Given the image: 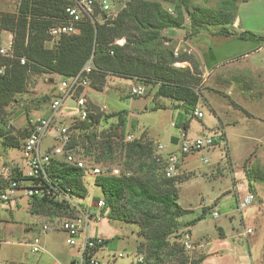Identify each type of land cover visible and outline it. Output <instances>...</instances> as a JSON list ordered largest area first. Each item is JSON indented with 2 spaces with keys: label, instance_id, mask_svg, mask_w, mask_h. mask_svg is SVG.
Segmentation results:
<instances>
[{
  "label": "rangeland",
  "instance_id": "obj_1",
  "mask_svg": "<svg viewBox=\"0 0 264 264\" xmlns=\"http://www.w3.org/2000/svg\"><path fill=\"white\" fill-rule=\"evenodd\" d=\"M127 0H112L108 15L114 17L124 6ZM170 13L175 14L173 5L180 0H154ZM188 9L195 13L199 33L188 36L194 29L191 21L184 13V19L179 28L163 29L162 41L158 49H169L178 55H186L198 64L200 57L208 55V47H212L217 62H228L233 54H237L250 46L253 40L244 44L235 36L210 37L205 31L216 29L221 25L207 24L210 15L225 12L234 13L233 19L224 26L231 32L238 33L250 30L257 35L264 36V0H187ZM19 0H0V12L14 13ZM99 23L103 20L99 18ZM229 30V31H230ZM13 34L0 29V46H5ZM118 39H123L117 38ZM55 40H45L44 46L51 47ZM124 43V42H123ZM152 46V44H151ZM190 49L189 54L183 51ZM148 49H151L147 47ZM211 53V54H213ZM209 54V55H211ZM208 55V58L210 59ZM235 58L232 64L235 67H258L252 73L261 72L264 78V47L257 53H251L249 58ZM174 67H192L189 61H179ZM189 65V66H188ZM199 65V64H198ZM259 74V73H256ZM255 74V75H256ZM200 77V99L197 109L203 117H190L182 113V109H175L180 104L164 98L154 96L156 84H150L136 77L122 78L107 74L102 90L93 88L90 84L83 89V96L88 105L97 107L103 114L121 111L118 116L102 118L99 123L84 128L78 127L77 115L79 109L75 104L77 95L64 100L58 109L56 121H62L70 126L72 135L81 138L84 144L89 143L91 152L89 157H97L98 146L103 140L111 143V159L100 160L104 165L127 169L134 176L147 177L152 173L148 157L127 156L125 141L139 139L166 147L171 136H179L181 123L189 120V137L202 136L223 138V142L209 150L196 151L187 154L177 168V202L183 207L191 209L190 212L176 219V231L188 228V221L202 214L206 207L204 217L193 226H189L192 238L205 237V240H194V248L190 252H183L180 245L176 252L166 248L161 259L150 258L141 264H190L192 260L208 256L203 264H262V248L264 246V82L260 80L255 90L260 96L249 97L245 95L244 101L238 95L237 84L239 79H230L234 89L233 95H227V89L216 91L215 84ZM258 77V76H257ZM259 78V77H258ZM62 79L59 73L45 70L40 73H29L26 89L14 96L5 107V122L11 135L16 136L27 124V118H35L47 114L51 97L55 94V87ZM203 80H205L203 82ZM237 83V84H236ZM134 85H143L145 94L133 96L129 89ZM212 87V88H210ZM232 90V89H231ZM238 102L248 111L232 105ZM156 106L164 107L153 109ZM235 107V108H234ZM238 108V109H237ZM178 113H182L177 116ZM177 116V117H176ZM117 120L119 124L117 123ZM181 122V123H179ZM222 124V125H221ZM7 126V125H6ZM223 126V128H222ZM120 129L121 138L113 133ZM108 133H110L108 135ZM113 134V135H112ZM89 135V136H88ZM94 136V138L92 136ZM108 135V137H106ZM131 137H128L130 136ZM17 139L19 136H16ZM88 137V138H87ZM20 143V139H18ZM44 145L52 143L51 137H46ZM201 157L207 159L203 162ZM20 165L26 168L25 153L20 146L4 147L0 141V176L8 175L12 166ZM156 176L158 175L155 173ZM88 195L79 199L82 203H90L92 199L100 196L99 189L91 185V177H85ZM251 193L253 199L248 206L239 208L242 198ZM30 199L22 193L10 202L0 201V262L3 264H69L78 259L80 251L76 246L65 243V233L60 229L55 218H50V209L45 207L33 208ZM95 210V209H94ZM213 211L218 216L211 214ZM49 223L51 229L42 231V224ZM221 228H220V227ZM91 232L107 240V244L99 252L97 258L101 264H136V253L144 255L146 252V237L138 223L123 222L109 219L100 215L99 220L90 224ZM223 228V230H222ZM250 229L247 232V229ZM224 232L226 238H223ZM37 237L44 251L32 252L30 242ZM200 238V237H199ZM174 236L169 237L172 243ZM200 245V247H199ZM140 246V250L138 248ZM217 247H221L219 250ZM141 251V252H140ZM111 252H122V257L109 260ZM209 253V254H207ZM109 254V255H108ZM141 256V255H140Z\"/></svg>",
  "mask_w": 264,
  "mask_h": 264
},
{
  "label": "trees",
  "instance_id": "obj_2",
  "mask_svg": "<svg viewBox=\"0 0 264 264\" xmlns=\"http://www.w3.org/2000/svg\"><path fill=\"white\" fill-rule=\"evenodd\" d=\"M186 1L180 0L179 4L173 5L175 12L173 14L168 12L158 1L127 0L114 17L103 20L102 23H92L87 18H82L76 23L77 31L75 33L61 34L55 39V44L48 48L44 46L45 40L49 39L48 29L51 25L63 20L66 0H19L14 13L0 12V29L13 34L12 56L0 55V141L2 146L21 147L22 140L31 130L32 125L28 117L25 127L21 131H17L16 136H19V143L17 137L11 135L7 130L9 125L5 122L4 114L5 107L13 101L14 96L26 89L29 73L53 70L59 73L62 78H67L76 74L89 59L95 67L89 74V84L93 88L102 90L107 74L122 78L136 77L143 82L158 86L154 96L170 99L180 104L175 109H182V113L196 117L193 111L197 107L201 94L198 65L186 58V55L175 57L172 50L158 49L157 47L162 41V30L179 28L185 12H187L194 28L188 36L198 34L203 28L202 26H205L196 28L199 24L196 22L195 13L188 9ZM223 10L225 12L218 13V15L217 13L212 14L210 15L212 19L205 21L207 24L221 25L214 34L235 36L238 39H251L256 43V47L264 45V36L257 35L250 30H242L238 33L229 31L224 24H229L232 21L234 13L230 15L228 7ZM102 14L105 16V13ZM121 37L124 38L122 45L114 43L115 39ZM21 59L24 60L23 63H21ZM176 60L189 61L192 67H174L172 64ZM53 98L54 95L50 99V104ZM50 104L47 114L50 112ZM89 106L94 109V112L78 122L79 128L86 129L96 125L102 118L114 116H118V120L122 118L121 111L103 114L97 107ZM157 108L164 107L154 104L153 109ZM182 113H178L177 116ZM43 115L46 114L40 116ZM188 126L189 120L185 119L180 125L179 134L180 132L188 134ZM68 127L70 134L68 147L73 153L82 156L87 164H98L106 169L118 168L104 165V162L100 161L103 158H112L109 140L101 141L97 157L90 158V144H84L81 138L72 135L71 128ZM113 134L121 138L120 129L116 128ZM92 137L94 138V136ZM175 137H171L172 141L178 142L179 136ZM218 138L219 140L223 139L222 136ZM123 146L125 154L129 157H148L152 173L147 177H138L127 169L118 168V174L107 172L91 177L90 184L96 186L100 191V196L97 198L104 201L100 215L112 220L135 222L141 226L146 237L147 250L144 251V255L136 253L142 257L141 262L136 261V264H141L144 260L147 263L150 258L160 260L161 253L166 248L176 252V248L180 245L183 252H187L182 244L183 236L188 233L192 240L189 226L204 217L206 207L202 209L201 215L188 221V228L177 232L176 219L190 212L191 209L183 208L177 202L176 175L165 176L166 161L163 157H158L157 160L155 144L133 139L125 141ZM171 152L178 155L177 150ZM178 157L177 168H180L183 156ZM203 159L201 157L202 161ZM50 172L52 182L55 183L57 190L66 193L85 208L86 205L79 200L88 195L85 178L82 177L83 169L63 161H53ZM155 173L158 175L156 176ZM9 178H22L18 165L12 166L7 176H0V189L5 186ZM31 206L50 209L49 218L69 216V211H71L67 203L46 198H31ZM172 235L174 239L170 244L169 237ZM106 244L107 240L104 239L103 245ZM138 248L141 249L140 246ZM262 258L264 261V246ZM201 260L200 258L192 260L190 264H199Z\"/></svg>",
  "mask_w": 264,
  "mask_h": 264
},
{
  "label": "built area",
  "instance_id": "obj_3",
  "mask_svg": "<svg viewBox=\"0 0 264 264\" xmlns=\"http://www.w3.org/2000/svg\"><path fill=\"white\" fill-rule=\"evenodd\" d=\"M111 4L112 0H66L64 18L49 27L48 40H55L64 33H75L77 31L76 23L82 18H87L92 23L99 22V18L101 20L109 19L110 15H108V12ZM102 13H105V16ZM123 42V39H118L114 43L122 45ZM12 54L11 40L5 46H0V55L12 56ZM174 54L176 55V52ZM23 62L24 60L21 59V63ZM179 64L180 62L177 60L173 62L174 66ZM93 68L95 67L89 59L76 74L62 78L55 87L54 98L50 104V112L43 116L30 118L29 121L32 127L29 134L22 140L21 146L26 157V168L23 169L18 165L22 178L7 179L5 186L0 189V201L4 203L10 202L17 198L19 193H22L30 200L37 197L68 204V208L71 210H68L69 216H53V218L57 220L60 229L65 233V243L76 246L80 251L79 258L70 264H101L96 252L104 248V238L91 232L90 224L99 220L104 201L101 198L92 199L90 203H84L86 205L84 208L66 193L57 190L55 183L52 182L50 172L53 161H63L83 169V178L87 175L95 177L107 172L112 174L119 173L118 168L106 169L98 164H87L82 156L73 153L68 147L70 140L68 125L62 121H56L59 107H61L66 98L72 95H77L75 104L79 109L77 117L80 121L84 120L88 114L94 112V109L88 105L83 96V89L89 85V74ZM129 94L142 96L145 94L144 87L134 85L129 89ZM193 114L198 118L203 116L197 107L194 109ZM46 137H51L52 143L44 145L43 141ZM128 137H131V135ZM178 139V155L171 151H166L165 147L160 143L156 145L155 155L157 160L158 157H163L166 161L164 172L167 177L174 176L178 172V156H183L184 158L191 152L209 150L217 145V138L206 134L189 137L187 133L180 132ZM218 141L222 143L223 139ZM203 161L206 162V159L204 158ZM252 199L253 195L251 193L245 195L239 202V208L242 209L248 206ZM217 214L216 211L212 212L213 216H217ZM41 229L44 232L49 231L51 225L44 223ZM249 231L250 229L248 228L247 232ZM1 241L2 237L0 235V243ZM182 244L187 252L192 251L194 248L188 233L183 236ZM30 245V250L34 253L41 250L44 251L37 237L30 242ZM122 255V252H111L109 260H115L122 257ZM141 260L142 257L136 255V261L141 262ZM0 264L3 263L0 262Z\"/></svg>",
  "mask_w": 264,
  "mask_h": 264
},
{
  "label": "crops",
  "instance_id": "obj_4",
  "mask_svg": "<svg viewBox=\"0 0 264 264\" xmlns=\"http://www.w3.org/2000/svg\"><path fill=\"white\" fill-rule=\"evenodd\" d=\"M218 29H219V27L216 28V29L209 28L205 32L210 37H215V36H220L221 37L222 35L214 34ZM228 30H230V29L228 28ZM230 31H232V30H230ZM239 40H241V42L246 44V42L250 41L251 39H239ZM207 47H208V50H209V51H207V53L210 52V53H208V55L213 53L212 51L214 49L212 50V47L210 45L207 46ZM263 47H264V45L256 47V43L253 41V43L250 44V46L244 48L243 50H241L237 54H233V55L238 56V58H249V57H251V53H257ZM183 49H184L183 51L187 52L188 54L190 52H192V51H190V49L187 50L186 47L183 48ZM216 53L217 52L209 55L210 59L208 58V55H203L202 58L200 57V59L198 61L199 65L197 64L198 65V69L200 71V77H202V76L204 77V75H207L208 77H205L204 79L210 81L209 82L210 84H215V89H216L217 92L218 91H223L224 89H227V87L231 85L230 84L231 81L229 82L230 79H232V78H233V80L234 79H239L240 82H241V85H238L236 83L237 84V89L236 90H238L237 91L238 95L241 96V98L244 101H247L245 95H248L249 97L260 96V94L255 91L259 87V84H257V83H259L260 80L264 79L263 77H261L260 68H259V71L256 72V73H259V74H256L255 72L254 73L251 72L252 69H254V68L258 69V67L256 65H253L254 67L246 68L244 66L243 67H235V66H233L234 64H232L231 67H230L229 65L232 62H236V61H234L235 58H233L235 56L231 57L232 60H230L228 62H222L221 63V62H217V60L215 59V54ZM189 68H191V67H189ZM205 80H203V82ZM263 82H264V80H263ZM210 88H212V87H210ZM231 89L230 88L227 89V91H228L227 95H233L234 89H233V87ZM259 89H260V87H259ZM253 94H254V96H253ZM234 104L238 106L239 110H240V108H242V109L248 111L246 108L242 107L238 102L232 101V105L233 106H234ZM248 112H250V111H248ZM222 128H223V126H222ZM173 137H175V136H173ZM172 140H173V138L169 139V143L165 147L166 151H176L178 149V142L177 141L173 142ZM182 160H184V159L182 158ZM30 204H31V202H30ZM217 216H218V214H217ZM193 225H191V226H193ZM222 230H223V228H222ZM224 235L225 236L223 238H221L220 240H224L226 238L225 232H224ZM191 239L193 241V246H194V240H198L201 243L202 240L203 241L205 240V237L202 236V238H201V236H198L197 238H195V237L192 238L191 237ZM199 247H200V245H199ZM216 248H218L219 250H222L221 247L219 248V247L216 246ZM262 250H263V248H262ZM207 254H209V253H207ZM207 258H208V256L204 257L203 259L201 258L202 260L199 262V264H203L206 261ZM262 262H263L262 264H264L263 259H262Z\"/></svg>",
  "mask_w": 264,
  "mask_h": 264
}]
</instances>
